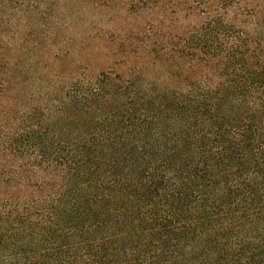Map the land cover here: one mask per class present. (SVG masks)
I'll use <instances>...</instances> for the list:
<instances>
[{
    "label": "trees",
    "instance_id": "16d2710c",
    "mask_svg": "<svg viewBox=\"0 0 264 264\" xmlns=\"http://www.w3.org/2000/svg\"><path fill=\"white\" fill-rule=\"evenodd\" d=\"M51 1L0 0V264H264V0H86L96 76Z\"/></svg>",
    "mask_w": 264,
    "mask_h": 264
},
{
    "label": "rangeland",
    "instance_id": "374dc122",
    "mask_svg": "<svg viewBox=\"0 0 264 264\" xmlns=\"http://www.w3.org/2000/svg\"><path fill=\"white\" fill-rule=\"evenodd\" d=\"M51 2L58 6V0ZM76 10L77 14L64 23L67 28L60 32V39L68 40L66 49L75 50V54L71 55L69 60L77 63L72 65L70 70L74 75L91 76L100 74L102 69L113 68L117 73L124 71V63L120 62L114 52H117L120 41L126 38V33L131 30V25L126 19L128 13L121 12L119 6L100 10V6L91 7L86 0H79V6L70 12ZM100 34L103 36L102 39ZM129 59V64L143 61L134 55Z\"/></svg>",
    "mask_w": 264,
    "mask_h": 264
}]
</instances>
